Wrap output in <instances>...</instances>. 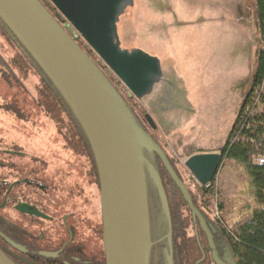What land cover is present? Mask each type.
<instances>
[{
  "label": "water",
  "instance_id": "obj_1",
  "mask_svg": "<svg viewBox=\"0 0 264 264\" xmlns=\"http://www.w3.org/2000/svg\"><path fill=\"white\" fill-rule=\"evenodd\" d=\"M69 25L124 84L142 100L163 80L159 57L122 46L119 21L134 0H50ZM0 17L39 62L73 108L84 127L98 169L102 191L106 264H148L151 222L146 167L169 222L170 207L159 171L146 162L148 145L181 188L208 236L213 259L219 258L205 218L192 204L164 149L129 116L121 97L99 67L77 45L39 0H0ZM152 125V117L147 114ZM221 152L196 153L184 162L201 185L210 183L222 163ZM169 263L172 264L171 258ZM0 264H15L0 249Z\"/></svg>",
  "mask_w": 264,
  "mask_h": 264
},
{
  "label": "rangeland",
  "instance_id": "obj_2",
  "mask_svg": "<svg viewBox=\"0 0 264 264\" xmlns=\"http://www.w3.org/2000/svg\"><path fill=\"white\" fill-rule=\"evenodd\" d=\"M154 1L172 12L134 0L120 18L119 34L124 48H141L162 61L161 85L140 102L156 122L171 164L190 174L184 164L189 154L220 151L250 88L257 39L252 0ZM8 61L0 48V68H10ZM14 92L0 78V95L11 98ZM25 113L27 121L0 112V139L43 154L62 170L69 169L68 162L80 169L85 158L65 147L48 118L29 106ZM158 169L164 173L160 164Z\"/></svg>",
  "mask_w": 264,
  "mask_h": 264
},
{
  "label": "trees",
  "instance_id": "obj_3",
  "mask_svg": "<svg viewBox=\"0 0 264 264\" xmlns=\"http://www.w3.org/2000/svg\"><path fill=\"white\" fill-rule=\"evenodd\" d=\"M39 1L107 77L121 97L131 119L161 145L159 128L150 123L140 100L130 95L124 84L84 38L74 31L50 0ZM155 3H158L157 11L172 12L170 5L164 6L158 1L150 0V4ZM252 13L257 39L250 88L230 134L219 151L222 153V163L210 186H201L197 182L198 204L208 212L216 231L218 246L229 251L235 264H264V0H252ZM0 48L10 64V68H0V78L8 82L11 90L15 89L11 98L0 95V112L11 113L24 121L29 118L25 113L28 106L43 113L72 154L84 157L85 161L92 159L95 178H99L93 148L73 108L1 17ZM25 93H28V97H20ZM140 148L146 162L151 163L161 175L171 211L169 222L146 167L151 226L160 229L164 225L167 231L176 223L173 204L178 188L172 178H165L170 175L158 155L144 143H141ZM162 148L164 149L163 146ZM191 155L193 153L189 154ZM158 164L162 166L164 173L158 169ZM236 218L239 220L233 223ZM0 228L4 230L1 224ZM2 233L5 234V230ZM100 252L99 256L97 254L93 257L92 264H106L104 250ZM206 264H212L211 259Z\"/></svg>",
  "mask_w": 264,
  "mask_h": 264
},
{
  "label": "flooded vegetation",
  "instance_id": "obj_4",
  "mask_svg": "<svg viewBox=\"0 0 264 264\" xmlns=\"http://www.w3.org/2000/svg\"><path fill=\"white\" fill-rule=\"evenodd\" d=\"M0 155H6V160L0 159V224L5 230L3 234L0 228V247L7 256L15 264H92L93 257L104 250L101 183L95 178L92 159L80 164V169H72L73 163L67 161L69 169L62 170L45 155H32L13 139H0ZM175 171L205 218L219 258L232 264L226 250L217 244L208 212L198 204L196 179ZM175 185V226L167 231L164 225L160 229L151 226L148 264H170V258L172 264H206L209 259L218 264L200 218Z\"/></svg>",
  "mask_w": 264,
  "mask_h": 264
},
{
  "label": "built area",
  "instance_id": "obj_5",
  "mask_svg": "<svg viewBox=\"0 0 264 264\" xmlns=\"http://www.w3.org/2000/svg\"><path fill=\"white\" fill-rule=\"evenodd\" d=\"M260 160H261V159H259V161H260ZM209 186H210V183H207V184H206V187H209Z\"/></svg>",
  "mask_w": 264,
  "mask_h": 264
},
{
  "label": "bare ground",
  "instance_id": "obj_6",
  "mask_svg": "<svg viewBox=\"0 0 264 264\" xmlns=\"http://www.w3.org/2000/svg\"><path fill=\"white\" fill-rule=\"evenodd\" d=\"M213 243H214V241H213ZM209 244H210V242H209ZM215 245V244H214ZM211 246V245H210ZM1 249V248H0ZM2 250V249H1ZM3 251V250H2ZM4 252V251H3ZM5 253V252H4ZM6 254V253H5ZM7 255V254H6ZM171 260H172V258H171Z\"/></svg>",
  "mask_w": 264,
  "mask_h": 264
}]
</instances>
